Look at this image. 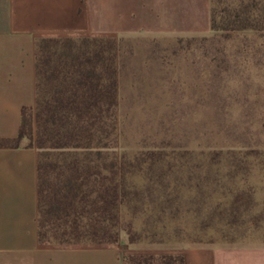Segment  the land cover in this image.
<instances>
[{
  "label": "rangeland",
  "instance_id": "1",
  "mask_svg": "<svg viewBox=\"0 0 264 264\" xmlns=\"http://www.w3.org/2000/svg\"><path fill=\"white\" fill-rule=\"evenodd\" d=\"M104 1L97 3L99 30ZM230 1L215 2L220 27L207 35L116 37L114 149L124 195L113 243L131 262L171 259L190 244L264 241V29L223 28ZM86 47L93 52L97 44ZM55 82L42 78L45 97ZM55 125L47 109L33 111L21 139L38 148L48 169L46 236L93 243L87 231L62 235L46 212L59 150Z\"/></svg>",
  "mask_w": 264,
  "mask_h": 264
},
{
  "label": "crops",
  "instance_id": "2",
  "mask_svg": "<svg viewBox=\"0 0 264 264\" xmlns=\"http://www.w3.org/2000/svg\"><path fill=\"white\" fill-rule=\"evenodd\" d=\"M0 0V137L18 134L23 106L35 100V40L41 36L207 35L211 0ZM39 150L0 145V264H264V241L182 246L180 263L131 262L116 242L38 238Z\"/></svg>",
  "mask_w": 264,
  "mask_h": 264
},
{
  "label": "trees",
  "instance_id": "3",
  "mask_svg": "<svg viewBox=\"0 0 264 264\" xmlns=\"http://www.w3.org/2000/svg\"><path fill=\"white\" fill-rule=\"evenodd\" d=\"M216 1L220 0H211L212 31L220 27L216 20ZM225 9L230 19L223 28L264 29V0H231ZM89 42L97 44L93 52L85 48ZM116 46V38L108 36L36 38L34 104L23 106L15 137H0V145H33L22 143L21 139L31 128L33 111L40 115L43 110H48L58 135L53 146L59 150L53 164L54 177L49 183L46 212L60 222L62 235L87 231L92 235L89 241L95 243L116 240L117 210L124 195V175L114 149L117 128ZM49 56H55L52 57L55 62L50 74H46ZM50 75L56 82L51 98H47L42 78ZM149 153V159L157 160L152 151ZM37 170L38 238L44 241L50 240L42 217L44 182L47 184L49 175L39 156ZM51 241L78 240L62 236ZM160 262L180 263L182 255Z\"/></svg>",
  "mask_w": 264,
  "mask_h": 264
}]
</instances>
